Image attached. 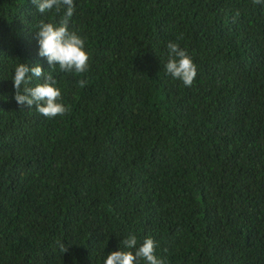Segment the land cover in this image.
Segmentation results:
<instances>
[{
  "label": "trees",
  "instance_id": "1",
  "mask_svg": "<svg viewBox=\"0 0 264 264\" xmlns=\"http://www.w3.org/2000/svg\"><path fill=\"white\" fill-rule=\"evenodd\" d=\"M74 5L83 74L38 54L66 8L0 0V264H104L130 234L165 264H264V0ZM170 41L191 86L165 70ZM19 63L51 72L70 111L19 105Z\"/></svg>",
  "mask_w": 264,
  "mask_h": 264
},
{
  "label": "clouds",
  "instance_id": "2",
  "mask_svg": "<svg viewBox=\"0 0 264 264\" xmlns=\"http://www.w3.org/2000/svg\"><path fill=\"white\" fill-rule=\"evenodd\" d=\"M261 2L262 0H253L254 4ZM32 3L40 13L51 11L53 8L59 12L62 8H66L59 26L44 21L38 25L36 38L39 56L47 59L51 69H55L58 65L62 72L86 73L90 60V54L85 48L86 39L70 28V20L75 9L74 0H32ZM178 39H182V36ZM167 49L166 72L174 79L182 81L185 86H191L197 76V65L193 58L178 43L168 42ZM33 78H42L43 82L32 87L27 86ZM13 81L16 90L15 100L19 105H26L28 108L35 106L38 113L48 118L63 116L70 111V106L63 103L62 91L57 86V81L51 72L46 74L41 65L30 66L19 63L15 68ZM86 83L87 81L83 79L78 81L80 87H84ZM57 244L61 252L68 251L69 247L64 243L57 241ZM137 244L136 235L130 234L120 242V250L108 254L104 264H142V262L165 264V260L156 255L157 242L153 238H146L139 246Z\"/></svg>",
  "mask_w": 264,
  "mask_h": 264
}]
</instances>
